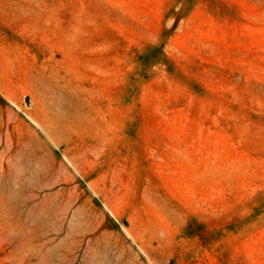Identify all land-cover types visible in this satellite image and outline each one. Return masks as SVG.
Returning <instances> with one entry per match:
<instances>
[{"label": "rangeland", "instance_id": "374dc122", "mask_svg": "<svg viewBox=\"0 0 264 264\" xmlns=\"http://www.w3.org/2000/svg\"><path fill=\"white\" fill-rule=\"evenodd\" d=\"M0 264H264V0H0Z\"/></svg>", "mask_w": 264, "mask_h": 264}]
</instances>
